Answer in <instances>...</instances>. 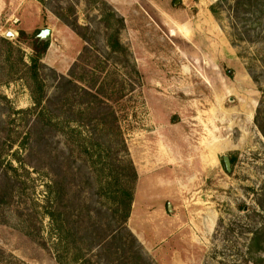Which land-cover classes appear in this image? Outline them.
Instances as JSON below:
<instances>
[{"label": "rangeland", "instance_id": "obj_1", "mask_svg": "<svg viewBox=\"0 0 264 264\" xmlns=\"http://www.w3.org/2000/svg\"><path fill=\"white\" fill-rule=\"evenodd\" d=\"M37 37L49 42L42 104L64 130L30 110ZM113 111L125 144L111 114L102 129ZM100 159L138 174L134 237L101 247L123 198L101 183ZM146 253L264 264V0H0V264H146Z\"/></svg>", "mask_w": 264, "mask_h": 264}, {"label": "trees", "instance_id": "obj_2", "mask_svg": "<svg viewBox=\"0 0 264 264\" xmlns=\"http://www.w3.org/2000/svg\"><path fill=\"white\" fill-rule=\"evenodd\" d=\"M42 3H44V0H39ZM73 29H75L77 31V29H79L80 25L78 24V22H75L73 24H71ZM27 34L25 31L21 30L19 31V38L25 37ZM119 41H114L112 42L110 45H112L113 48H115V45H118ZM49 47V42L48 41H43L40 40L38 37L34 40V44H33V56H32V63L29 66L31 72H32V96H33V100H34V106L30 109L32 111H37V117L39 119H41L43 116L45 115H50L49 116V125L54 126L55 128H59L61 127L62 130H64L66 128V126H64V123H62V117L56 113L55 109H51L49 107H45L42 103L44 101V85L42 83V81L40 80V76H39V68L41 65V56L47 51ZM64 80H66L64 77L62 78ZM112 115L114 118V121L116 123V127L118 130V135H120L121 137V142H123V144H125L124 142V138L122 137V130H121V124H120V119L119 116L117 115V113L115 111L109 113V112H102V126H103V130H105V123L109 118V115ZM64 117V116H63ZM68 133V132H67ZM80 138H81V134H80ZM125 151L128 154V149L125 148ZM98 165H100V167L98 168V175L103 178L100 179L101 183L105 184V186L107 188H109L110 186L116 185V189L112 190L111 192L114 193L116 196L115 198H123V199H119V204H118V208L117 210H115V212H119L122 211V222L121 224H119V226L115 225L114 228L112 229V233L104 238L103 240H101L99 242L98 246H103L107 243V240L110 238H116L118 236V234H120L122 231H126L128 232L132 237H134V234L130 231V229L127 226L128 223V219L132 210V204H133V200H134V189H135V185H136V181L138 178V174H137V170L135 168V165L133 164L132 160H130V167H129V174L127 176V178L121 177V171L124 169V167H121L120 164H115L113 163V168L109 169L106 165L105 162H102V159H100V162L98 163ZM120 168V172H118L116 169ZM116 170V171H115ZM108 171V172H107ZM131 171V172H130ZM50 216L52 217H56L55 213H51ZM96 227V226H95ZM140 255L142 256V251L139 250V253L137 254V257H140ZM145 255V254H143ZM79 258V257H78ZM146 264H152V261L149 260V257L146 253Z\"/></svg>", "mask_w": 264, "mask_h": 264}, {"label": "water", "instance_id": "obj_3", "mask_svg": "<svg viewBox=\"0 0 264 264\" xmlns=\"http://www.w3.org/2000/svg\"><path fill=\"white\" fill-rule=\"evenodd\" d=\"M9 36H16V34L13 31L9 30L5 34V37L8 38ZM40 37L41 38H44V39H48L50 37V30L49 29H43V30H41ZM223 162L225 164L226 170L227 171H230L231 170V161H230V158L225 155L223 157ZM169 207H170V204H169Z\"/></svg>", "mask_w": 264, "mask_h": 264}, {"label": "crops", "instance_id": "obj_4", "mask_svg": "<svg viewBox=\"0 0 264 264\" xmlns=\"http://www.w3.org/2000/svg\"><path fill=\"white\" fill-rule=\"evenodd\" d=\"M158 175H160V174H158ZM157 176V175H156ZM154 178V177H153ZM150 180H153L152 178H150ZM148 181V185H147V187H146V189H147V199L149 200V201H152L151 199L152 198H155L156 196H157V192H159L160 191V189H159V186L153 181V183L151 182V181ZM155 180V179H154ZM162 182V180L160 179V182L159 183H161Z\"/></svg>", "mask_w": 264, "mask_h": 264}, {"label": "flooded vegetation", "instance_id": "obj_5", "mask_svg": "<svg viewBox=\"0 0 264 264\" xmlns=\"http://www.w3.org/2000/svg\"><path fill=\"white\" fill-rule=\"evenodd\" d=\"M225 165V164H224Z\"/></svg>", "mask_w": 264, "mask_h": 264}]
</instances>
